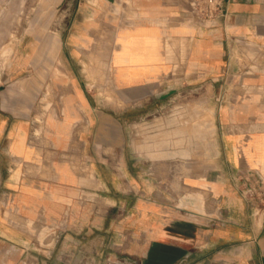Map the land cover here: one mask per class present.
I'll list each match as a JSON object with an SVG mask.
<instances>
[{
    "label": "crops",
    "instance_id": "obj_1",
    "mask_svg": "<svg viewBox=\"0 0 264 264\" xmlns=\"http://www.w3.org/2000/svg\"><path fill=\"white\" fill-rule=\"evenodd\" d=\"M49 1L0 29V264H264L237 181L264 176V0L211 24L191 0H131L129 20L127 0ZM196 92L217 165L129 144L142 112Z\"/></svg>",
    "mask_w": 264,
    "mask_h": 264
},
{
    "label": "rangeland",
    "instance_id": "obj_2",
    "mask_svg": "<svg viewBox=\"0 0 264 264\" xmlns=\"http://www.w3.org/2000/svg\"><path fill=\"white\" fill-rule=\"evenodd\" d=\"M37 2L38 0H0L1 9H13L12 12L15 14L0 15V29L10 18L24 24L34 23L37 18ZM49 2V0H40L42 5ZM63 6L59 10H62ZM125 6L130 10H125V16H117L115 19L135 18L131 0H127L125 5L123 2H115L113 8L115 11H121ZM4 35L0 30V67H5V63L9 60L8 55L5 57L4 53L9 48L6 44L10 39ZM103 82V80L95 81L100 84ZM110 98L112 99V96ZM210 98V96H199L197 92L179 94L167 97L155 110L142 112L139 120L137 118L140 113L127 114L129 120H138L137 123L132 122L129 126L130 136L127 141L131 146H136L145 156L149 155L151 150L156 151L155 149L176 151L179 148H185L186 157L190 158L184 161L195 162V167H203L204 164L217 165L218 153L217 145L214 143V130L208 126L209 122L213 121V108L209 105ZM199 155L202 159H198ZM252 172L240 173L237 177L238 186L243 196L261 215L264 212V176L257 175L256 171L254 174ZM143 195L145 199H148V193Z\"/></svg>",
    "mask_w": 264,
    "mask_h": 264
},
{
    "label": "built area",
    "instance_id": "obj_3",
    "mask_svg": "<svg viewBox=\"0 0 264 264\" xmlns=\"http://www.w3.org/2000/svg\"><path fill=\"white\" fill-rule=\"evenodd\" d=\"M232 1L234 0H191V9L202 23L211 24L219 18L226 17Z\"/></svg>",
    "mask_w": 264,
    "mask_h": 264
}]
</instances>
